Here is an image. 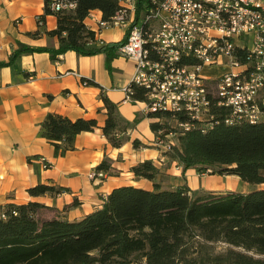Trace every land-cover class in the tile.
<instances>
[{"label":"trees","instance_id":"obj_1","mask_svg":"<svg viewBox=\"0 0 264 264\" xmlns=\"http://www.w3.org/2000/svg\"><path fill=\"white\" fill-rule=\"evenodd\" d=\"M68 9L52 10L51 0H43L45 13L56 15V46H29L19 43L0 65L12 64L22 53L47 51L51 58L66 50L90 55L104 53L105 66L120 54L126 40L96 44V33L84 23L92 9L101 20H110L124 5L120 0H67ZM151 0H135V23ZM43 19V14L38 16ZM154 57V56H152ZM243 61L244 57L240 56ZM87 82V81H86ZM130 97L146 100L147 89L129 81ZM106 118L101 127L113 146L126 141L128 122L116 104L101 96ZM211 124L195 122L182 130L163 129L174 117L169 111L149 112L150 127L161 136L174 132V140L164 153L181 166L198 172L235 174L246 183L264 182V121L245 119L224 122L228 110L211 106ZM40 121V134L53 145L55 154L72 149L77 133L92 130L95 118L70 117L48 112ZM178 121L181 116L175 117ZM125 140V141H124ZM138 145L137 139L133 140ZM96 170H109L102 159ZM135 177L152 180V188L133 184L113 187L101 204L80 218L60 216L46 204L29 200L0 205V264H264V187L247 191L233 189H191L186 182L162 184V173L152 159L131 166ZM61 186L37 183L27 188L31 195L59 192ZM216 243L224 246L217 249Z\"/></svg>","mask_w":264,"mask_h":264},{"label":"crops","instance_id":"obj_2","mask_svg":"<svg viewBox=\"0 0 264 264\" xmlns=\"http://www.w3.org/2000/svg\"><path fill=\"white\" fill-rule=\"evenodd\" d=\"M120 3L129 5L126 0ZM42 14L39 24L36 17ZM130 14L134 16V11ZM100 17L101 12L92 9L84 18V23L96 33L97 45L99 40L117 41L124 36L126 29L119 25L98 29ZM55 27L56 15L44 14L43 0H0V62L7 61L19 43L56 46L57 36L47 33ZM111 66L108 71L102 52L84 55L71 49L56 58L47 51L22 53L12 64L0 65V205L35 200L62 217L80 218L98 207L101 197L115 186L152 188V180L135 177L131 170L132 165L146 158L173 177L174 185L181 183V166L154 141L155 133L150 127L153 119L144 110L145 101L122 100L124 85L132 79L134 61L119 54L112 58ZM102 95L116 104L119 115L128 122L127 139L120 146L111 145L102 132L106 118ZM48 112L71 119L92 117L97 125L77 133L72 149L55 154L53 145L40 134V121ZM134 139L138 145L133 144ZM41 156L51 163L49 167L43 168ZM102 159L108 161L109 170H103V177L89 178L88 170H96ZM190 175L208 174L187 168L184 178L191 189H230L192 185L188 181ZM37 183L66 189L29 194L27 188Z\"/></svg>","mask_w":264,"mask_h":264},{"label":"built area","instance_id":"obj_3","mask_svg":"<svg viewBox=\"0 0 264 264\" xmlns=\"http://www.w3.org/2000/svg\"><path fill=\"white\" fill-rule=\"evenodd\" d=\"M126 1L129 5L109 21L98 19L97 28L119 25L127 30L118 50L134 61L131 78L147 89V114L169 111L182 130L195 122L211 124V106L228 110L226 123L264 117V81L254 76V68L264 72V0H255L258 9L246 11L233 0H209V5H202V0H151L138 19L145 20L144 36H136L137 21L132 22L135 0ZM50 5L60 10L75 4L51 0ZM36 19L39 24L43 21ZM156 41H168L170 49H157ZM136 47H145L147 62L136 58ZM244 65H251V74H237L236 67ZM205 76H214V82L205 83ZM122 100L135 101L126 93ZM179 115L184 119L178 121ZM161 132L156 131L154 141L169 149L174 132L165 136ZM40 158L43 168L51 165ZM87 176L103 177L104 171L91 169Z\"/></svg>","mask_w":264,"mask_h":264},{"label":"rangeland","instance_id":"obj_4","mask_svg":"<svg viewBox=\"0 0 264 264\" xmlns=\"http://www.w3.org/2000/svg\"><path fill=\"white\" fill-rule=\"evenodd\" d=\"M175 121V120H174ZM179 126L178 124L176 125L173 123V121L170 122V124L163 129H168L172 127ZM174 127V128H175ZM171 140L175 143L174 140V134L170 136ZM162 147V146H161ZM163 150H165L162 147ZM164 153V151H163ZM208 174L205 176L197 177V175H190L189 176V183L192 185H203L204 187H213V188H220V187H228L230 189H235V190H242V191H247L252 188H256L259 186H264V183H257V184H251V183H246L239 179V177L235 174L233 175H221L220 173H214L212 174L211 171H204V172H199V174ZM162 184L164 186H171L174 185V180L173 177H171L169 174H164L161 177ZM180 182H184L185 178L180 176ZM186 182V181H185ZM179 184V183H178ZM224 245L222 243H216V248H222Z\"/></svg>","mask_w":264,"mask_h":264},{"label":"bare ground","instance_id":"obj_5","mask_svg":"<svg viewBox=\"0 0 264 264\" xmlns=\"http://www.w3.org/2000/svg\"><path fill=\"white\" fill-rule=\"evenodd\" d=\"M234 4L239 6L241 9L246 10H256L258 9V2L255 0H233ZM202 5H209V0H202ZM145 20H137L136 26V36H144ZM156 48L160 50L170 49V43L168 41H156ZM136 58L139 62H147V53L145 47H136ZM237 74H251V65L237 66ZM254 76H259V81H264V72H261V68H254ZM135 82V78H132ZM130 80V81H131ZM214 76H205V83H213ZM124 91L126 93V98L130 97V86L129 82L124 85ZM249 122L264 121V117L256 118H245Z\"/></svg>","mask_w":264,"mask_h":264}]
</instances>
